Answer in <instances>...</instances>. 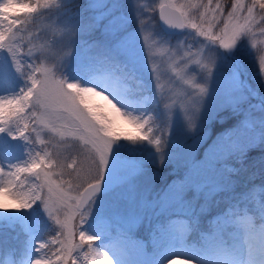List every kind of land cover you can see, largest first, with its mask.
Returning <instances> with one entry per match:
<instances>
[{
	"label": "rangeland",
	"instance_id": "374dc122",
	"mask_svg": "<svg viewBox=\"0 0 264 264\" xmlns=\"http://www.w3.org/2000/svg\"><path fill=\"white\" fill-rule=\"evenodd\" d=\"M101 2L110 0H88L86 17L69 16L71 24L79 30L74 54L66 66L63 61L57 62L62 55L58 43L63 39L62 32L53 31L51 25L44 26L47 28L34 34L40 37L35 42L55 45L49 49L46 66L69 82L99 83L96 77L106 72L123 76L129 89V110L136 115H152L153 127L157 129L155 135L163 134L165 144L162 153H157L148 143L129 144L121 140L114 146L107 177L114 179L115 185L98 194L83 230L98 238L100 251L106 252L113 264H168L171 259L172 264H184L183 258L192 260L191 264H216L217 248L225 253L242 251L246 260L244 232L237 219L247 216L257 227L264 225V195L260 186L237 191L234 196L226 192L236 183L231 171L246 150L264 145V75L260 73L258 55L251 41L242 37L228 52L220 49L218 43L211 46L216 49L215 68L207 81L208 94L199 97L196 86L204 83L203 72L193 61L207 62L208 42L203 37H197L192 29L163 34L156 22L159 0H155V11L146 14L145 19L150 17V22L139 35L141 25L135 19V10L149 0H119L121 11L128 17L120 39L135 35L136 54L121 55L114 60L115 42L104 39V17L110 9L101 8ZM232 2H228L225 13ZM91 22H98V26L89 35L86 28ZM144 35L149 36L152 44L150 60L148 50L143 47ZM255 39L258 47L264 49V36L258 35ZM84 42L99 46L88 53ZM198 51L202 54L190 56L187 71L182 79L178 78L170 65L175 66L186 53ZM81 60L90 64L91 71L86 74L77 71ZM153 67L160 74L159 88L152 74ZM5 72L8 84L3 83ZM24 85L7 52L0 50V96L15 95ZM181 104L191 117V127ZM226 108L228 111L218 118L230 116L227 123L211 133L208 118ZM166 112H170V119ZM29 123L28 143L0 134V164L5 168L27 161L30 151L33 154L41 151L40 140L52 142L48 151H53L52 144H55L65 163L85 158L79 140L61 141L48 130L39 128L37 137L33 131L35 125ZM219 192L226 194L222 196L226 201L223 208L208 216L200 227L199 214L209 209L206 206ZM4 204L8 205V213H4ZM101 223L103 228L97 227ZM194 223L197 230L192 231ZM0 227L10 231L9 243L0 251V264H28V247L39 244L41 238L50 243L58 230L39 202L33 209L16 212L15 203L3 196H0ZM76 242L79 243L78 236ZM56 247L50 244L49 257ZM87 252L85 245L75 254L80 257L79 264H88L84 260Z\"/></svg>",
	"mask_w": 264,
	"mask_h": 264
},
{
	"label": "snow or ice",
	"instance_id": "6c2138e0",
	"mask_svg": "<svg viewBox=\"0 0 264 264\" xmlns=\"http://www.w3.org/2000/svg\"><path fill=\"white\" fill-rule=\"evenodd\" d=\"M99 6L110 9L109 15L104 17V39L115 42L113 59L121 55L135 56L136 36L120 39L127 28L128 17L121 11L119 0L101 2ZM155 7V0H149L136 8L135 19L141 25L139 35L150 22V17L145 19L146 14L155 11ZM158 8L159 20L170 29H192L197 37L208 42L207 62L193 61L203 72L204 83L196 86L199 97L208 94L207 81L215 68L216 49L211 46L217 43L220 49L228 52L242 37H247L256 50L258 67L264 75V49L258 47L255 39L258 35L264 36V0H233L226 13L224 0H159ZM51 13L65 18L63 27L59 29L63 39L58 41L62 55L57 62L63 61L66 66L74 54L79 29L70 22L65 0H0V50L7 52L15 73L25 81L24 87L15 95L0 96V134L28 143L29 122H32L37 137L39 128L48 130L61 141L68 138L79 140L85 158L65 163L62 154L55 150V144H52L53 151H48L52 142L40 140L42 150L35 154L30 151L27 154L29 159L24 163L7 168L0 164V196L12 200L16 212L33 209L39 202L58 226L50 243L41 238L39 244L28 247V264H79L80 257L75 254L85 245L88 252L84 260L88 264H113L110 256L100 251L98 238L89 235L82 226L112 167L114 146L121 140L129 144L148 143L157 153H162L165 141L163 134L155 135L157 129L153 127L152 115H136L129 110V89L123 76L106 72L96 77L99 83L83 85L58 77L52 67L46 66L49 49L55 45L37 44L35 41L40 37L31 32L37 20ZM97 26L98 22L89 23L86 34L93 33ZM143 39V47L148 50L150 60L152 44L148 35ZM98 46L84 42V50L88 53ZM201 54L199 51L186 53L175 66L170 67L182 79L188 69L189 57ZM77 71L86 74L91 71V66L81 60ZM152 74L159 88L160 74L156 67L152 68ZM2 79L4 84L9 83L7 72ZM170 107L165 104L166 109ZM181 109H184L183 104ZM166 114L170 119V112ZM184 114L191 127V117L186 109ZM2 206L4 213H8V205ZM237 223L244 232L243 244L248 260L243 259L242 251L225 253L217 248L216 264H256L257 261L264 264V225L257 227L247 216L238 218ZM97 227L103 228V224ZM77 236L79 243L76 242ZM50 244L57 246L51 257L47 255ZM40 253L43 255H37ZM183 260L184 264L192 262L187 258Z\"/></svg>",
	"mask_w": 264,
	"mask_h": 264
},
{
	"label": "trees",
	"instance_id": "16d2710c",
	"mask_svg": "<svg viewBox=\"0 0 264 264\" xmlns=\"http://www.w3.org/2000/svg\"><path fill=\"white\" fill-rule=\"evenodd\" d=\"M230 0H224L225 7L227 6ZM88 0H65V7L70 12V17L72 19L83 18L87 16V12L89 10L86 9V4ZM85 14H84V13ZM62 19V21L60 20ZM64 17L62 15L51 13L45 14L39 20H37L36 24L32 26L31 34H38L41 32L43 28H47L44 26L51 25L52 30H56V32H60L59 29L63 27ZM52 22V23H50ZM59 28V29H58ZM228 108L222 109L216 113V116H212L208 118V124L210 125V131L213 133L224 124H226L225 118H218V115H224L223 113L227 112ZM219 115V116H220ZM231 177L234 178L235 184L229 188V193L226 192L227 195H235L237 191H246L247 188H252L253 186H260V190L264 195V145L261 146H250L246 152L243 154L242 158L237 162L236 167L231 171ZM225 193L223 192L217 197L214 198L213 202L210 205H207L209 209L204 213L199 214V223L200 227H203L205 224V219L211 215L212 213L223 208L224 200L222 196ZM226 194L224 196H226ZM197 224H192V228H195ZM10 240V231L5 230L3 227H0V250L9 243Z\"/></svg>",
	"mask_w": 264,
	"mask_h": 264
},
{
	"label": "water",
	"instance_id": "95a60500",
	"mask_svg": "<svg viewBox=\"0 0 264 264\" xmlns=\"http://www.w3.org/2000/svg\"><path fill=\"white\" fill-rule=\"evenodd\" d=\"M156 21H157L158 26L164 33H179L183 30V29H170L168 26L163 24V22L159 20V8L158 7L156 10ZM113 184H114L113 180H110L107 178L105 181V184L102 186L101 191L110 188Z\"/></svg>",
	"mask_w": 264,
	"mask_h": 264
},
{
	"label": "clouds",
	"instance_id": "9594fccd",
	"mask_svg": "<svg viewBox=\"0 0 264 264\" xmlns=\"http://www.w3.org/2000/svg\"><path fill=\"white\" fill-rule=\"evenodd\" d=\"M247 260H248V256H247V249H246V261ZM256 264H259V261H257Z\"/></svg>",
	"mask_w": 264,
	"mask_h": 264
}]
</instances>
